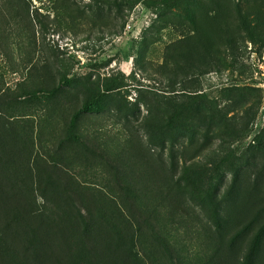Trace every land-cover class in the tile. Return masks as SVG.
I'll return each instance as SVG.
<instances>
[{
    "label": "rangeland",
    "instance_id": "374dc122",
    "mask_svg": "<svg viewBox=\"0 0 264 264\" xmlns=\"http://www.w3.org/2000/svg\"><path fill=\"white\" fill-rule=\"evenodd\" d=\"M0 264H264V0H0Z\"/></svg>",
    "mask_w": 264,
    "mask_h": 264
},
{
    "label": "trees",
    "instance_id": "16d2710c",
    "mask_svg": "<svg viewBox=\"0 0 264 264\" xmlns=\"http://www.w3.org/2000/svg\"><path fill=\"white\" fill-rule=\"evenodd\" d=\"M73 124H74V121H73Z\"/></svg>",
    "mask_w": 264,
    "mask_h": 264
}]
</instances>
